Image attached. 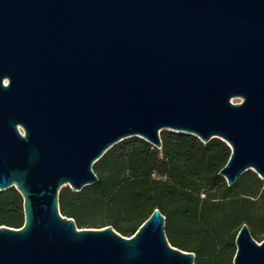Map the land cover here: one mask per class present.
<instances>
[{"label": "water", "instance_id": "obj_1", "mask_svg": "<svg viewBox=\"0 0 264 264\" xmlns=\"http://www.w3.org/2000/svg\"><path fill=\"white\" fill-rule=\"evenodd\" d=\"M162 130L225 141L229 186L264 179V0H0V190L25 212L0 226V264H195L159 207L132 236L59 209L112 146L162 148ZM236 246L233 264H264L246 223Z\"/></svg>", "mask_w": 264, "mask_h": 264}, {"label": "trees", "instance_id": "obj_2", "mask_svg": "<svg viewBox=\"0 0 264 264\" xmlns=\"http://www.w3.org/2000/svg\"><path fill=\"white\" fill-rule=\"evenodd\" d=\"M162 148L139 136L126 138L112 146L93 165L98 181L86 185L80 191L63 186L59 193V209L63 215L75 219L77 227H102L107 224L90 220L83 216L82 208L89 194L94 193L98 203L108 197L115 201L123 195V183L129 182L130 200L137 215L135 223L129 226L114 225L125 236H132L156 207L166 216L165 231L169 242L183 250L197 254L196 261L206 247H192L187 244L179 221H191L197 216H208L216 211L225 210L227 218L251 221L249 203L255 197L253 189L234 193L237 181L229 186L219 171L231 155V147L220 138H212L204 143L199 137L171 130L161 132ZM115 166L111 183L102 174L106 165ZM131 173L121 179V171ZM256 181L260 177L250 171ZM157 173L159 178L153 177ZM126 189V191H128ZM221 192L220 197L214 195ZM205 193V197L201 194ZM178 201L176 205H167ZM148 207L149 215L142 217ZM25 222L24 199L13 186L0 190V226L21 227ZM253 237L257 238V233ZM255 233V235H254ZM209 250V249H208Z\"/></svg>", "mask_w": 264, "mask_h": 264}, {"label": "rangeland", "instance_id": "obj_3", "mask_svg": "<svg viewBox=\"0 0 264 264\" xmlns=\"http://www.w3.org/2000/svg\"><path fill=\"white\" fill-rule=\"evenodd\" d=\"M239 101V99H235ZM250 171L255 172L252 169L245 171L237 179V186L234 193L246 192V188L253 189L255 197H252L249 203L250 220L243 222L242 220H236L235 218L228 219V212L225 210L216 211L208 216H197L191 221H179L182 230L184 231L185 241L189 246L197 247L203 245L205 250L199 256V262L195 264H233V259L237 250L236 238L238 232L244 223L248 224L250 231L257 233L255 238L258 242H262L264 239V179L256 173L261 181H256ZM115 166L113 164L106 165L102 170V174L107 178V182L110 184L113 175L115 174ZM131 173L129 169L121 171V179L124 175L128 176ZM96 174H98L96 172ZM98 176H101L99 174ZM153 177L159 178L157 173L153 174ZM129 182L123 183V195L115 201L113 198H109L103 202L98 203L95 199L97 195L94 193L90 196L82 208L83 216L90 220L101 221L107 225H120L129 226L133 225L136 221L137 211L133 208V204L130 200ZM228 184V183H227ZM128 188H127V186ZM72 190H74L70 185ZM128 189V191H126ZM76 191V190H74ZM215 192L216 197H220L221 192ZM205 193L201 194V197H205ZM178 201L170 202L167 205H176ZM150 209L148 207L142 217L149 215ZM114 224V225H113ZM254 233V235H255ZM253 234V233H252ZM209 249V250H208ZM197 257V254H196Z\"/></svg>", "mask_w": 264, "mask_h": 264}]
</instances>
